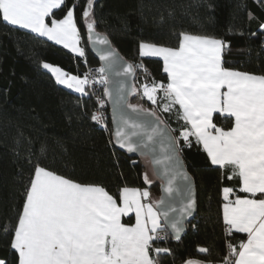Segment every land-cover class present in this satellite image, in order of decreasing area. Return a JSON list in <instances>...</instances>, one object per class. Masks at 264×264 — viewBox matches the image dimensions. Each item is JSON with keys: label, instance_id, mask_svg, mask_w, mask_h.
<instances>
[{"label": "snow or ice", "instance_id": "snow-or-ice-1", "mask_svg": "<svg viewBox=\"0 0 264 264\" xmlns=\"http://www.w3.org/2000/svg\"><path fill=\"white\" fill-rule=\"evenodd\" d=\"M94 0H86L82 18L89 41L107 46V37L96 32L93 19ZM77 5L69 7L66 0H0V21L29 30L39 37L62 45L80 57V32L74 18ZM55 10H61L62 18ZM264 29V25H261ZM221 39L181 33L178 47H161L141 43L140 56L158 57L163 61L167 83L153 81L151 86L132 87L129 93L141 95L153 105L157 94L163 93L168 112L179 106V118L185 127L179 137L187 146L192 138L202 145L212 165L230 168L228 179H239V192L224 187L223 223L226 237L246 234L238 247L226 241L227 252L221 264H264V75L233 71L222 63ZM104 66L83 78L59 67L43 64L58 84L87 95L86 87L108 83L107 72L119 62L115 50L98 49ZM136 67L128 64L123 73L133 76ZM122 90V89H121ZM105 88V95H109ZM117 112L115 144L128 152H139L153 165V173L162 176V192L166 197L183 196L177 209L165 196L152 200L147 189L123 187L118 197L102 186L85 185L58 175L37 164L26 188L22 211L14 229L10 247L16 255L15 264H160V254L170 253L154 242L166 237L161 233L170 228L179 239L184 218L195 207L190 182L176 186L178 177L187 181L179 159L178 142L154 111L131 104L120 96ZM217 115L231 119L227 130L217 126ZM92 120L104 125L102 114ZM156 145L161 156L154 155ZM162 170V171H161ZM146 184H150L147 173ZM177 213V215H172ZM134 216V223H125ZM200 253L208 249L199 248ZM155 254V256L153 255ZM0 264H9L0 259ZM186 264H199L188 260Z\"/></svg>", "mask_w": 264, "mask_h": 264}, {"label": "trees", "instance_id": "trees-1", "mask_svg": "<svg viewBox=\"0 0 264 264\" xmlns=\"http://www.w3.org/2000/svg\"><path fill=\"white\" fill-rule=\"evenodd\" d=\"M86 0H66L74 10L85 52L80 57L60 45L0 21V259L15 264L10 243L22 211L26 188L37 164L58 175L85 185L104 187L118 197L123 187L149 190L152 200L159 195L157 181L145 158H131L112 142L110 123L101 126L92 120L99 98L77 94L60 86L43 68L47 63L83 78L87 68L98 63L87 47L82 12ZM62 18L63 12L55 10ZM96 30L105 34L124 59L136 67L134 87L167 83L163 62L140 56V44L178 47L181 33L221 39L223 66L229 70L264 75V0H94ZM137 94L132 104L150 109L168 126L178 142L179 153L196 189V215L186 223L184 236L174 240L166 230V247L160 264H221L226 241L237 247L245 234L226 237L222 217V189L232 187L235 195L247 197L237 188L238 179H228L230 168L213 166L200 144L192 138L185 147L179 133L185 127L179 106L161 110ZM217 126L227 130L231 119L217 115ZM147 173L150 184H146ZM132 220H129L131 222ZM125 222V220H124ZM208 249L200 253L199 248Z\"/></svg>", "mask_w": 264, "mask_h": 264}, {"label": "water", "instance_id": "water-1", "mask_svg": "<svg viewBox=\"0 0 264 264\" xmlns=\"http://www.w3.org/2000/svg\"><path fill=\"white\" fill-rule=\"evenodd\" d=\"M96 32L99 33L102 36L107 37L105 34L100 33L97 30H96ZM86 37H87L88 50H89L90 54L94 57V59L97 61L98 65L100 67L104 66V62L100 60L98 49L103 48V47H110L111 49L115 50V53L119 57V62L114 66L113 69H111V70H109L107 72L108 83L105 84V86H104V98H105V101H106V104H107L108 110H109L112 142H113L114 147L118 151H120L121 153H124V154H126L127 156H129L131 158H145L147 160L149 168H150V171H151V174H152V176L154 177V179L158 183L159 195L156 198V200H159L162 196H165V194L162 192V186L165 183V179L162 176H157V175H155L153 173V165L149 162L148 158H146L145 156L140 155L139 152H131L130 153V152L126 151L125 149L119 148V146L115 144V136H114V134H115V131H116V123L114 122L113 117H114V115L117 112V107H118L117 101H118L120 96H124L125 99L128 101V103H131V100L136 96V95H133V94L129 93V89L134 87L135 74L133 76H130V75H127V74L123 73V67L128 65V64H131V63L128 62L126 59H124L122 57V55L112 46V44H111L110 40L108 39V37H107V39L109 41V44L107 46L96 45V44L91 43L89 41L87 29H86ZM105 88L108 89V91L110 93L109 95H105ZM164 125H166V124L164 123ZM167 129L170 132V134L172 135V137L174 138V136H173L172 132L170 131V129L168 128V126H167ZM154 155L157 156V157L161 156L160 146L159 145H156L155 151H154ZM178 155H179V159H180V164L182 166V170H183L184 173H186V175L188 177V180L185 181L182 178L178 177L177 180H176V186L180 187V188H183L186 184H188L190 182L191 187H192V195H193V198L195 200V207H194V209L192 211V214L190 216H187V217L184 218L183 231L180 233V236H179V239H181L184 236V234H185L186 223L188 221H190L191 219H193L195 217V215H196V189H195L194 180H193L192 176L189 174V172L187 171V169L185 167V164H184V161H183V159H182V157H181L179 152H178ZM165 199L169 203H171L173 206H175L177 209H179V207L181 206V201L184 199V197L183 196H179L178 197L176 195H173L171 198H168V197L165 196ZM172 215H177V213H173ZM165 230L168 232V234L171 236L172 239L179 240V239L175 238V236L171 232L170 228H166Z\"/></svg>", "mask_w": 264, "mask_h": 264}, {"label": "built area", "instance_id": "built-area-1", "mask_svg": "<svg viewBox=\"0 0 264 264\" xmlns=\"http://www.w3.org/2000/svg\"><path fill=\"white\" fill-rule=\"evenodd\" d=\"M99 68H100L99 65L94 66V67H89V68L86 69L84 75L86 73H92L94 76H96L98 78L99 77V73L96 70L99 69ZM84 75H83V77H84ZM104 86H105L104 83H98V84H94L92 86L87 87V89H88V91L91 94H94V95H97V96L101 97L100 93L103 92V94H104ZM96 113L102 114V117H103V120H104V125L103 126H106L108 123H110L109 110H108V106L106 104L105 99L103 100V99L99 98V100H98V109H97ZM99 125H101V124H99ZM185 147L189 148V146H187L186 144H185ZM161 235L165 236L163 232L161 233ZM161 241H164V239L163 240H158L156 242H161ZM153 255L155 256L154 253H153Z\"/></svg>", "mask_w": 264, "mask_h": 264}, {"label": "crops", "instance_id": "crops-1", "mask_svg": "<svg viewBox=\"0 0 264 264\" xmlns=\"http://www.w3.org/2000/svg\"><path fill=\"white\" fill-rule=\"evenodd\" d=\"M12 26V25H11ZM14 27H16V26H14ZM16 28H19V27H16ZM19 29H21V28H19ZM21 30H24V31H27V32H29V33H32V32H30L29 30H26V29H21ZM32 34H34V33H32ZM34 35H36V34H34ZM36 36H38V35H36ZM39 37V36H38ZM40 38H42V39H45V40H47V41H49L46 37H40ZM49 42H51V43H53V44H56L55 42H53V41H49ZM57 45H59V44H57ZM60 46H62V45H60ZM79 47H81L82 48V45H81V43H79V45H78ZM63 47V46H62ZM64 48V47H63ZM66 49V48H65ZM68 50V49H67ZM68 51H70V50H68ZM71 52V51H70ZM73 54H75V53H73ZM145 58H158V57H149V56H145ZM158 59H160V58H158ZM161 60V59H160ZM162 61V60H161ZM163 62V61H162ZM234 71V70H233ZM201 147H202V145H201ZM203 148V147H202ZM213 166H216V165H213ZM216 167H218V166H216ZM230 173H231V175H232V170L230 169ZM237 179H238V177H237ZM229 187V186H228ZM232 188V187H231ZM237 188L239 189V179H238V183H237ZM140 190H142V189H140ZM223 190V189H222ZM222 197H223V194H222ZM236 198V195H233V196H231L230 197V199H235ZM261 198H264V197H261ZM224 200H223V204H224ZM222 217H223V205H222ZM124 220H125V223H134V216L131 218V222H129V218L128 217H125V218H123V222H124ZM245 240H246V234H245Z\"/></svg>", "mask_w": 264, "mask_h": 264}, {"label": "rangeland", "instance_id": "rangeland-1", "mask_svg": "<svg viewBox=\"0 0 264 264\" xmlns=\"http://www.w3.org/2000/svg\"><path fill=\"white\" fill-rule=\"evenodd\" d=\"M44 68V67H43ZM45 69V68H44ZM47 72H49V74L54 78V80L56 81V79H55V76L50 72V71H48L47 69H45ZM60 86H62V87H64V88H66L64 85H61V84H59ZM66 89H68V88H66ZM69 90H71V89H69ZM72 91V90H71ZM74 92V91H73ZM76 93V92H75ZM162 93V92H161ZM77 94H79V93H77ZM162 95H163V93H162Z\"/></svg>", "mask_w": 264, "mask_h": 264}]
</instances>
